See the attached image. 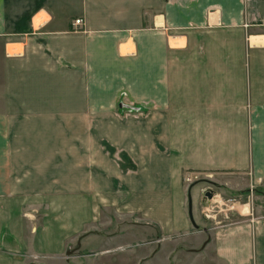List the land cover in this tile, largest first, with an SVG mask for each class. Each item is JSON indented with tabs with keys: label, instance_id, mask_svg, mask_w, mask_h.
Returning a JSON list of instances; mask_svg holds the SVG:
<instances>
[{
	"label": "crops",
	"instance_id": "1",
	"mask_svg": "<svg viewBox=\"0 0 264 264\" xmlns=\"http://www.w3.org/2000/svg\"><path fill=\"white\" fill-rule=\"evenodd\" d=\"M16 3L15 36L0 24V264H71L68 244L86 228L75 243L88 246L82 239L96 225L93 212L105 208L107 184L113 210L145 216L155 207L152 216H160L164 246L157 242L140 258L147 264H264V207L236 222H212L215 215L192 207L195 225L182 207L184 173H239L247 187L264 185V0ZM126 99L148 103L164 131L158 155L152 118L114 130L113 147L144 165L132 183L102 140L91 148L89 141L90 115H109V101ZM103 127L96 124L95 133ZM156 163L162 191L154 201L120 197L139 181L146 186ZM78 195L79 206L59 212L51 199ZM94 195L102 196L96 204ZM41 202L47 207L38 224L34 206ZM108 239L112 248L134 240ZM151 244L144 240L141 248ZM120 249L90 250L80 259H136L130 245Z\"/></svg>",
	"mask_w": 264,
	"mask_h": 264
},
{
	"label": "rangeland",
	"instance_id": "2",
	"mask_svg": "<svg viewBox=\"0 0 264 264\" xmlns=\"http://www.w3.org/2000/svg\"><path fill=\"white\" fill-rule=\"evenodd\" d=\"M17 11V3L16 0H0V24L8 23V30L13 32L15 36V32L18 29V20L16 18ZM24 23L26 26L27 20L22 19L20 21ZM75 23V21H74ZM79 24V23H78ZM26 28V27H25ZM11 34V33H10ZM15 48L13 45L9 46V53H15ZM93 101H90V109L93 108ZM108 105L106 107L110 108V114L105 115L103 117H96L90 115L89 117V125H90V148L95 147L96 141L103 143H99L104 147L105 154L109 156L111 159L115 160L122 168V171L125 175H131V183L135 177H138V173L140 172V168H144L142 164H139L138 161L129 158L126 151L123 149H119L117 146L113 147V134L114 130L119 127H128L130 125H140L147 119L152 118L156 122L153 125L152 131V139L156 143L155 150L158 151V155L164 154V131L162 129V120L160 116L158 117H150L149 104L144 102L141 105L132 103L130 100H120L116 104ZM143 105V106H142ZM95 119H99V122L95 121ZM96 124H99V128H101L102 124L104 125V131L95 133ZM156 125V126H155ZM155 126V127H154ZM122 129V128H121ZM101 130V129H100ZM163 131V132H162ZM101 134L104 135V139L101 137ZM153 153V154H154ZM91 155H94L90 152ZM127 155L124 157V155ZM154 154L155 156H158ZM109 164V163H108ZM112 165V164H111ZM109 166V165H106ZM113 166V165H112ZM153 177L147 176V179L144 180V184L146 186H142L141 183L138 182V187H126L123 191H121V196H128V194L132 197L133 202H142V199L145 198L148 201L155 199L156 196H159L162 188H160V178L159 174L156 172H160L161 165L156 163L153 164ZM142 172V171H141ZM157 179H156V178ZM108 181H106L107 183ZM243 180L240 178L239 173H223V172H194V173H184L182 175V207H187V189L190 187V195L192 198V207H195V212L205 217L207 215H215V218H212V222L214 220L225 222L230 221L236 222L241 219H244L247 215V210L253 209V207H264V185L258 186L257 188L252 189L250 186H245L243 184ZM110 185H113V181L111 180ZM142 186V187H141ZM247 188H250L249 190ZM164 190V187H163ZM206 191L212 192V197L208 198L204 193ZM105 208L97 213L93 212L94 217L97 219L96 225L89 227L90 235L82 239L88 243V246L84 245L82 247H77L75 243V239L81 238L82 234L86 232V228H78L73 236L72 241L68 244V250L72 251V256H76V258H70L71 264H88L83 259L80 258L83 255H86V251L90 250H112L113 248L120 247L122 251L128 248V245L136 250V259L123 258L121 259V264H147V262L140 260L141 257H146L149 251L155 246H157V242L162 243V247L164 246V228H161L160 225V216L158 218H154L152 215L155 212V207H150L148 212L142 214L137 210L136 212L128 213L122 210H113L114 207V196L112 195V188H109L108 184L105 186ZM117 198L118 195H116ZM47 198V197H42ZM41 198V199H42ZM55 198V200L53 199ZM92 202L96 204L98 200L102 198L94 195L90 196ZM52 201L54 200L55 209L57 208V212H59V207H72L79 206L81 197L78 196H57L52 197ZM138 202V203H139ZM136 203L137 207L140 205ZM34 207H38L36 211V222L39 224L40 221L44 218V210L47 207V203H39L35 204ZM109 207V208H107ZM160 208V207H159ZM138 209V208H137ZM164 214V210H163ZM73 222L74 225H77L79 222V214L73 208ZM135 222V223H132ZM79 224V223H78ZM131 224V225H130ZM133 224V225H132ZM95 230H99L100 235L96 237ZM120 235L123 236H132L134 238L133 242L129 244L122 243V245H117L115 243V247L111 241L108 239L112 235ZM147 240L153 242L148 249H143L142 241ZM77 247V248H76ZM164 249V248H163ZM156 257H160V251L158 252ZM155 257V258H156ZM164 259V252H163ZM155 261V260H154ZM64 263V258L62 259ZM130 262V263H129ZM149 264V263H148ZM154 264V263H152Z\"/></svg>",
	"mask_w": 264,
	"mask_h": 264
},
{
	"label": "water",
	"instance_id": "3",
	"mask_svg": "<svg viewBox=\"0 0 264 264\" xmlns=\"http://www.w3.org/2000/svg\"><path fill=\"white\" fill-rule=\"evenodd\" d=\"M189 191H190V187L187 190V214H188V218H189L190 222L192 223V225H195L193 215H192V198H191ZM204 194L208 198L212 197L211 191H206Z\"/></svg>",
	"mask_w": 264,
	"mask_h": 264
},
{
	"label": "built area",
	"instance_id": "4",
	"mask_svg": "<svg viewBox=\"0 0 264 264\" xmlns=\"http://www.w3.org/2000/svg\"><path fill=\"white\" fill-rule=\"evenodd\" d=\"M78 23H80V19L75 20V24H78Z\"/></svg>",
	"mask_w": 264,
	"mask_h": 264
}]
</instances>
